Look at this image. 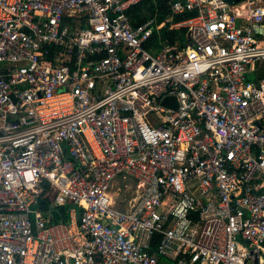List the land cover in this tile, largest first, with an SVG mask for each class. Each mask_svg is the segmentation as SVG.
Instances as JSON below:
<instances>
[{"label": "built area", "instance_id": "2783aa9c", "mask_svg": "<svg viewBox=\"0 0 264 264\" xmlns=\"http://www.w3.org/2000/svg\"><path fill=\"white\" fill-rule=\"evenodd\" d=\"M143 1L0 0V264H264V0Z\"/></svg>", "mask_w": 264, "mask_h": 264}, {"label": "trees", "instance_id": "16d2710c", "mask_svg": "<svg viewBox=\"0 0 264 264\" xmlns=\"http://www.w3.org/2000/svg\"><path fill=\"white\" fill-rule=\"evenodd\" d=\"M165 1L166 0H144L136 7H133L129 11V14L136 20H139L141 14H146V16L157 15L159 17V22H161L163 17L168 13L167 8L165 7ZM156 37H158V34L155 35V38ZM159 38L161 41H168L169 44H174L178 39L182 42L186 41L183 31H169L167 28H163L159 31Z\"/></svg>", "mask_w": 264, "mask_h": 264}, {"label": "rangeland", "instance_id": "374dc122", "mask_svg": "<svg viewBox=\"0 0 264 264\" xmlns=\"http://www.w3.org/2000/svg\"><path fill=\"white\" fill-rule=\"evenodd\" d=\"M148 118L155 123L158 121L157 115H150ZM130 186L129 188H124L122 186L121 191H117L115 194L116 197V205L123 210H128L131 203L134 201L135 198L138 197V194L135 190Z\"/></svg>", "mask_w": 264, "mask_h": 264}, {"label": "water", "instance_id": "95a60500", "mask_svg": "<svg viewBox=\"0 0 264 264\" xmlns=\"http://www.w3.org/2000/svg\"><path fill=\"white\" fill-rule=\"evenodd\" d=\"M163 104H164V105L171 106V107H174V108L177 106L176 100H175V98H173V97H166V98L163 100Z\"/></svg>", "mask_w": 264, "mask_h": 264}]
</instances>
